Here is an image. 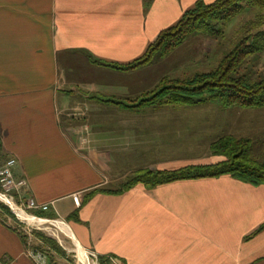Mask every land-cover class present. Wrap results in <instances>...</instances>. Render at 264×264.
Returning <instances> with one entry per match:
<instances>
[{"label": "crops", "instance_id": "1", "mask_svg": "<svg viewBox=\"0 0 264 264\" xmlns=\"http://www.w3.org/2000/svg\"><path fill=\"white\" fill-rule=\"evenodd\" d=\"M196 1L0 0V164L14 159L23 193L49 206L34 215L105 261L264 264V184L223 175L122 189L144 171L209 163L224 130L195 105L139 103L162 66H108L141 57ZM185 150L202 154L187 164ZM60 246L0 206L2 264H34L32 249L69 263Z\"/></svg>", "mask_w": 264, "mask_h": 264}, {"label": "trees", "instance_id": "2", "mask_svg": "<svg viewBox=\"0 0 264 264\" xmlns=\"http://www.w3.org/2000/svg\"><path fill=\"white\" fill-rule=\"evenodd\" d=\"M245 8L255 9L264 14V0H214L210 3L197 0L173 26L158 33L141 57L125 65L108 66L119 71L134 70L149 64L156 54L166 55L192 34L217 37L223 33L224 26L240 15ZM245 33L212 71L195 74L185 80L163 79L150 95L145 93V96L143 95L145 99L139 103L166 99L180 105L214 101L223 107L264 108V77L253 81L244 74H238V69L246 58L264 50V30H258L253 34L248 31ZM257 143L254 137L236 139L223 136L211 144L212 160L209 163L186 165L175 170L144 171L126 181L122 189L135 184L153 187L174 181L223 175L252 186L262 185L264 161H258L252 156ZM1 208L12 216L6 207L1 205ZM40 237L43 242H50L43 235ZM59 253L65 254L60 249ZM100 262L104 264L105 260L101 258Z\"/></svg>", "mask_w": 264, "mask_h": 264}, {"label": "rangeland", "instance_id": "3", "mask_svg": "<svg viewBox=\"0 0 264 264\" xmlns=\"http://www.w3.org/2000/svg\"><path fill=\"white\" fill-rule=\"evenodd\" d=\"M258 30H264V14L255 9L245 8L240 15L231 19L224 26L223 33L217 37L199 33L188 36L186 42L184 41L185 44H183L184 42L181 43L180 47L177 46L164 56L156 54L152 57L149 64L162 66L163 72L167 75H164L150 91L145 93L150 95L163 79L167 81L185 80L195 74L212 71L223 56L231 50L235 42L246 34L245 31L253 34ZM174 69L175 71H173ZM238 74H244L253 81L264 77V50L246 58L240 65ZM145 93L141 94L138 99H145ZM194 105L199 107L196 108V113L211 115L215 117L217 124L220 122L224 127V130L218 132L217 138L210 143V146L223 136H231L236 139L254 137L258 143L252 152V156L258 161H264V108L223 107L214 101H201ZM185 106L190 107L192 105ZM210 146L209 157H212ZM201 154L202 151L185 150L178 153L177 156L181 162L187 161V164H190L193 158L200 157ZM47 227L49 229L39 231L55 239L61 245V249L64 248V261H70V251L73 249L71 240L65 238L62 230L56 225L45 228ZM57 262L62 263L63 260L57 258Z\"/></svg>", "mask_w": 264, "mask_h": 264}, {"label": "built area", "instance_id": "4", "mask_svg": "<svg viewBox=\"0 0 264 264\" xmlns=\"http://www.w3.org/2000/svg\"><path fill=\"white\" fill-rule=\"evenodd\" d=\"M14 159H6L0 164V206L6 207L15 218L19 226L25 230H47L48 227H55L56 224H63L59 220H50L34 215L32 211L45 212L49 206L46 204H37L31 197L23 193L26 187L24 179H15L11 168L14 165ZM73 201L78 204L77 196H73ZM73 243V242H72ZM70 262L66 264H102L97 254L92 251L81 248L73 243V249L70 251ZM26 256L34 264H56L49 261L45 253L38 250H29ZM0 264H2L0 262ZM104 264H118L114 259L105 261Z\"/></svg>", "mask_w": 264, "mask_h": 264}, {"label": "bare ground", "instance_id": "5", "mask_svg": "<svg viewBox=\"0 0 264 264\" xmlns=\"http://www.w3.org/2000/svg\"><path fill=\"white\" fill-rule=\"evenodd\" d=\"M57 225V224H56ZM61 225H63V224H61Z\"/></svg>", "mask_w": 264, "mask_h": 264}]
</instances>
